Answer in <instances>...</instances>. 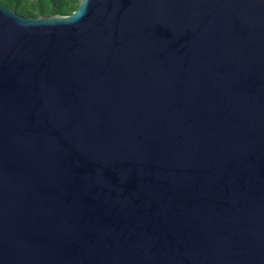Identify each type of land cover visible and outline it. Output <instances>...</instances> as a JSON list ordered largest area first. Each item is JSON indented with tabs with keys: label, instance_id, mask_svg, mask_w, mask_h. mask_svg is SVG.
I'll list each match as a JSON object with an SVG mask.
<instances>
[{
	"label": "water",
	"instance_id": "water-1",
	"mask_svg": "<svg viewBox=\"0 0 264 264\" xmlns=\"http://www.w3.org/2000/svg\"><path fill=\"white\" fill-rule=\"evenodd\" d=\"M0 264H264V0L0 3Z\"/></svg>",
	"mask_w": 264,
	"mask_h": 264
},
{
	"label": "trees",
	"instance_id": "trees-1",
	"mask_svg": "<svg viewBox=\"0 0 264 264\" xmlns=\"http://www.w3.org/2000/svg\"><path fill=\"white\" fill-rule=\"evenodd\" d=\"M0 3L25 17L66 16L78 9L80 0H0Z\"/></svg>",
	"mask_w": 264,
	"mask_h": 264
}]
</instances>
